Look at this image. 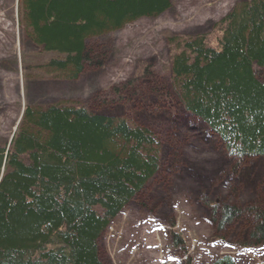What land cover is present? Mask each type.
<instances>
[{"label": "trees", "instance_id": "1", "mask_svg": "<svg viewBox=\"0 0 264 264\" xmlns=\"http://www.w3.org/2000/svg\"><path fill=\"white\" fill-rule=\"evenodd\" d=\"M18 1L22 33L61 55L48 64L70 78L85 63H101L92 36L171 7L169 0ZM217 28L213 46L203 37L171 39L178 46L169 60L171 85L146 93L163 100L175 93L239 164L264 157V0L238 2ZM136 75L137 83L150 81L146 65ZM115 93L118 104L103 100L111 114L72 104L24 106L11 141L0 143V264H103L101 234L160 171L157 137L124 115L125 98ZM221 201L212 204L216 228L241 221L247 242L264 244V195L246 206ZM210 264L234 262L223 255Z\"/></svg>", "mask_w": 264, "mask_h": 264}, {"label": "rangeland", "instance_id": "2", "mask_svg": "<svg viewBox=\"0 0 264 264\" xmlns=\"http://www.w3.org/2000/svg\"><path fill=\"white\" fill-rule=\"evenodd\" d=\"M169 1L171 7L158 16L92 36L101 63H85L70 78L48 64L61 55L34 46L22 33L19 1L0 0V143L9 140L27 103L110 112L108 102L121 100L118 89L127 106L124 115L157 137L160 171L99 238L103 264H209L223 255L234 264H264V244H249L241 221L220 230L212 221L216 199L246 206L264 195V157L248 156L250 178L245 183L240 171L244 163L227 162L216 136L181 108L175 93L166 100L146 93L158 92L162 83L171 85L169 60L178 50L171 39L203 37L213 46L218 22L242 0ZM145 65L150 81L140 78L137 83L133 77ZM173 231L184 248L173 246Z\"/></svg>", "mask_w": 264, "mask_h": 264}]
</instances>
